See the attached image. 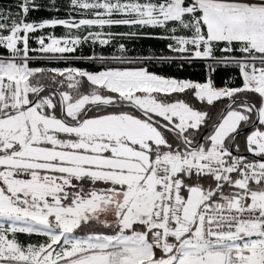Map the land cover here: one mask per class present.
Listing matches in <instances>:
<instances>
[{
    "label": "snow or ice",
    "instance_id": "1",
    "mask_svg": "<svg viewBox=\"0 0 264 264\" xmlns=\"http://www.w3.org/2000/svg\"><path fill=\"white\" fill-rule=\"evenodd\" d=\"M66 9L0 10V264H264V0ZM140 38L169 54L130 55ZM45 58L100 67L32 66ZM197 61L203 81L149 67ZM221 69L237 75L218 87ZM217 102L214 120L196 106Z\"/></svg>",
    "mask_w": 264,
    "mask_h": 264
},
{
    "label": "trees",
    "instance_id": "2",
    "mask_svg": "<svg viewBox=\"0 0 264 264\" xmlns=\"http://www.w3.org/2000/svg\"><path fill=\"white\" fill-rule=\"evenodd\" d=\"M38 3L42 5H48L49 0H37ZM18 3V0H0V10H11L12 12L16 11V4ZM57 5L60 7V12L56 13L54 11L50 10H40V11H33L29 15L30 20H39L44 18H51L52 16L58 15L60 18H67V0H57ZM114 31H126L124 27L114 28ZM53 31V30H48ZM65 30L62 27H57L54 30V34L58 37L64 35ZM126 44L127 48L129 49L130 55H141V56H152V55H158V54H169L167 52V49L165 47V42L155 39H125L121 41ZM33 46H36L33 44ZM95 52L97 54H104V55H112V54H119L116 52V48L113 46H99L97 45L95 47ZM92 50L89 44L83 45L80 49H78V52L76 55H91ZM179 61H177V64ZM177 64H161V63H149V67L151 70L156 71L160 75L164 76H174L177 78H183V79H192L197 81H203L206 76L205 68L202 66L201 62H194L191 66L185 65L183 70H180L177 67ZM33 67H65V66H73V67H79L83 68L89 71L98 70L100 65L99 63H93L89 60H75L72 61L71 64L67 61H39L34 62L32 64ZM237 73L235 70H218L216 74L213 75V79L215 80L218 87H223V80H227L229 77H236ZM50 83V82H49ZM198 108H203V110L207 111L209 115L214 120L221 109L224 107V102H217L215 106H202L199 103L196 105ZM211 123V121H209ZM241 137L240 139H242ZM241 149H243V146H241ZM245 155H251L245 153ZM21 240L35 243L38 240H42L43 237L33 235L31 237H28L26 235L20 236Z\"/></svg>",
    "mask_w": 264,
    "mask_h": 264
},
{
    "label": "rangeland",
    "instance_id": "3",
    "mask_svg": "<svg viewBox=\"0 0 264 264\" xmlns=\"http://www.w3.org/2000/svg\"><path fill=\"white\" fill-rule=\"evenodd\" d=\"M58 37V36H57ZM41 61H50V60H48V59H43V60H41ZM51 61H56V62H58V61H61V60H51Z\"/></svg>",
    "mask_w": 264,
    "mask_h": 264
},
{
    "label": "crops",
    "instance_id": "4",
    "mask_svg": "<svg viewBox=\"0 0 264 264\" xmlns=\"http://www.w3.org/2000/svg\"><path fill=\"white\" fill-rule=\"evenodd\" d=\"M243 139L244 138L240 139V141H239L241 146H243Z\"/></svg>",
    "mask_w": 264,
    "mask_h": 264
}]
</instances>
